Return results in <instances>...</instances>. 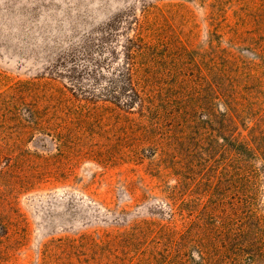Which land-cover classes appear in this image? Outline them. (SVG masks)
<instances>
[{"label":"rangeland","instance_id":"374dc122","mask_svg":"<svg viewBox=\"0 0 264 264\" xmlns=\"http://www.w3.org/2000/svg\"><path fill=\"white\" fill-rule=\"evenodd\" d=\"M0 264H264V0H0Z\"/></svg>","mask_w":264,"mask_h":264},{"label":"trees","instance_id":"16d2710c","mask_svg":"<svg viewBox=\"0 0 264 264\" xmlns=\"http://www.w3.org/2000/svg\"><path fill=\"white\" fill-rule=\"evenodd\" d=\"M130 42H131V40H130ZM131 55H132V54H128V58H131Z\"/></svg>","mask_w":264,"mask_h":264}]
</instances>
